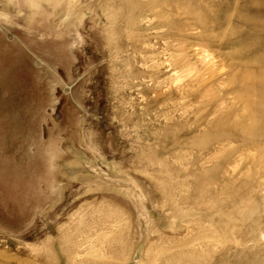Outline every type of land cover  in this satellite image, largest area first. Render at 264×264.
Returning <instances> with one entry per match:
<instances>
[{"label": "rangeland", "instance_id": "rangeland-1", "mask_svg": "<svg viewBox=\"0 0 264 264\" xmlns=\"http://www.w3.org/2000/svg\"><path fill=\"white\" fill-rule=\"evenodd\" d=\"M0 40V264H264V0H0Z\"/></svg>", "mask_w": 264, "mask_h": 264}, {"label": "bare ground", "instance_id": "bare-ground-1", "mask_svg": "<svg viewBox=\"0 0 264 264\" xmlns=\"http://www.w3.org/2000/svg\"><path fill=\"white\" fill-rule=\"evenodd\" d=\"M16 3V2H15ZM18 5V4H17ZM46 9V8H45ZM68 13V12H67ZM67 13H66V15H67ZM52 14V13H51ZM66 15H65V17H66ZM81 15V14H80ZM5 16V15H4ZM71 16V15H70ZM49 18V17H48ZM57 20V19H56ZM67 20V19H66ZM12 21V20H11ZM64 21V20H63ZM60 25H61V23H60ZM55 28V27H54ZM62 28V27H61ZM81 30V29H80ZM32 32V31H31ZM60 32V31H59ZM64 32V31H63ZM9 33V32H8ZM7 33V34H8ZM62 33V32H61ZM26 34V33H25ZM2 36V35H1ZM19 36V35H18ZM17 36V37H18ZM3 37V36H2ZM72 40H73V38H72ZM1 41V40H0ZM6 42V41H5ZM72 42V41H71ZM23 43V42H22ZM6 45V44H5ZM29 48V47H28ZM70 49V48H69ZM71 50V49H70ZM72 51V50H71ZM71 56V55H70ZM74 59V58H73ZM75 60V59H74ZM69 61V60H68ZM36 62V61H35ZM37 63V62H36ZM58 66V65H57ZM52 67V66H51ZM57 74V73H56ZM71 74V73H70ZM66 78V77H65ZM60 79V78H59ZM61 80V79H60ZM59 81V80H58ZM63 82V81H62ZM71 84V83H70ZM68 85V84H67ZM51 86V85H50ZM73 86V85H72ZM71 92V91H70ZM69 94V93H68ZM58 95V94H57ZM57 100V99H56ZM78 102V101H77ZM80 105V104H79ZM78 107V106H77ZM81 107V106H80ZM83 107V106H82ZM79 108V107H78ZM46 109V108H45ZM51 109V108H50ZM52 111V110H51ZM46 113H48V112H46ZM47 123V122H46ZM66 129V128H65ZM78 131V130H77ZM78 133V132H77ZM59 135V134H58ZM77 136V135H76ZM76 138V137H75ZM46 140V139H45ZM7 141V140H6ZM77 141V140H76ZM42 144V143H41ZM44 145V144H43ZM30 150V149H29ZM61 151V150H60ZM47 153H48V151H46ZM34 153V152H33ZM60 154V153H59ZM50 155H51V153H50ZM57 156V155H56ZM50 157H52L51 159H53V156L51 155ZM57 157H59V156H57ZM70 157V156H69ZM63 159V158H62ZM53 167V166H52ZM51 169V168H50ZM52 170H55V169H52ZM55 179V178H54ZM54 179H53V181H54ZM56 182V181H55ZM42 183V182H41ZM57 183V182H56ZM50 185H53V184H50ZM59 184H57V186H58ZM56 186V187H57ZM56 187H54L55 189H56ZM54 188H53V190H54ZM51 191V190H50ZM56 193H57V189H56ZM50 194H51V192H50ZM53 194V193H52ZM38 209V208H37ZM37 212V211H36ZM6 219V218H5Z\"/></svg>", "mask_w": 264, "mask_h": 264}]
</instances>
